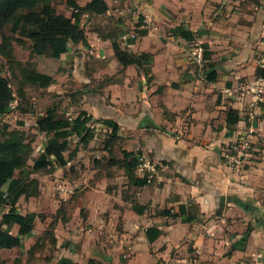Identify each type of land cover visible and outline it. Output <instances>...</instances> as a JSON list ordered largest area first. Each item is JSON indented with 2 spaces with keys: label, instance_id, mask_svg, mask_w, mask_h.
<instances>
[{
  "label": "crops",
  "instance_id": "1",
  "mask_svg": "<svg viewBox=\"0 0 264 264\" xmlns=\"http://www.w3.org/2000/svg\"><path fill=\"white\" fill-rule=\"evenodd\" d=\"M76 1L85 5L89 0ZM106 2L108 15L143 16L148 32L120 42L142 61L125 65L111 40L97 31L85 32L87 43H68L62 69L49 74L55 81L71 69L84 76L89 86L80 88L79 112L72 117L82 110L92 115L94 137L76 144L74 153L67 148V163L40 176V204L29 201L34 197L27 191L20 197L19 213L38 214L35 230L21 237V246L0 248L1 263L264 264V102L238 89L261 78L264 96V77L257 74L264 62V0ZM96 15L105 14L83 18ZM184 29L209 45L216 80L206 79L208 61L201 67L189 58ZM231 108L239 120L228 126ZM105 119L119 124L114 154L105 143L97 148L95 130H112ZM243 136L251 142V155L237 167L227 153ZM123 150L148 158L153 177L135 170V178L147 179L137 184L124 168L111 164L112 158H124ZM45 200H51V208H45ZM135 204L144 210L137 211ZM181 204L197 205L198 217L185 222L160 213ZM10 207H0V221ZM53 213L56 223L50 227ZM149 227L161 230L152 241ZM2 229L18 232L17 225Z\"/></svg>",
  "mask_w": 264,
  "mask_h": 264
},
{
  "label": "trees",
  "instance_id": "2",
  "mask_svg": "<svg viewBox=\"0 0 264 264\" xmlns=\"http://www.w3.org/2000/svg\"><path fill=\"white\" fill-rule=\"evenodd\" d=\"M45 0H0V33L2 34L3 45L9 46V37L3 28L5 25L13 19L12 30L17 31L19 29L28 31V35L34 39L37 43L43 42L48 48H50V55L47 56L57 70H61L60 58L63 53L68 51L69 42H84L86 43V31L81 24L84 14H106L109 6L106 0H89L85 5L79 4L76 0H67L68 4L73 7L72 16L68 17L62 13H58L49 3L45 4L42 10L38 13L23 14L21 11L24 9H31L36 7L40 2ZM21 12V13H20ZM143 16L140 15V24L142 26ZM27 25H26V24ZM115 32V31H114ZM140 35L146 34L148 31L145 28H141ZM181 35L188 40H194L195 37L192 32L184 29L181 31ZM103 38H109L112 42V46L118 58L125 65L130 63L140 64L142 58H138L136 54H130L128 51L122 48L119 38L113 34L104 33L101 35ZM122 38V36H120ZM205 48V74L206 79L214 81L217 78V71L215 65L211 62L212 53L207 43H203ZM258 76L264 77V65L258 69ZM25 75L29 79H39L44 85H49L54 82L55 79L52 75L37 71L34 67H27L25 69ZM13 92L7 86L0 81V116L6 114L11 109L13 101ZM93 120V116L89 115L87 111L82 110L73 119L60 117L55 108L49 110L38 121V129L49 135L47 146L43 152L34 160V169L42 170L46 173L55 172L59 166H63L67 163L66 155L64 151L68 147V137L71 133H75L81 136V141L85 144L91 138L94 137V131L89 123ZM239 120L238 112L231 108L227 112V125L231 126L237 123ZM104 122L111 126V136L106 140L105 148H107L111 154H114L113 144L118 139L119 124L112 119H105ZM60 137H63L60 140ZM10 144V140H5ZM13 152L0 157V207L9 204L11 207L9 211L4 212L0 221V248H11L14 246H21V237L27 233L35 230V220L38 216L36 212H28L27 214L19 213L16 205L20 197L26 192L30 174H21L22 170L26 167V162L23 157L18 153V144H11ZM124 158L117 160L111 159V164L119 165L124 168L130 179L139 184L146 183L147 179H137L134 176L141 152L123 150ZM21 172L19 176H15L16 170ZM134 208L141 212L144 210V206L135 204ZM198 206L193 205L188 208L186 205L181 204L178 210L172 212L170 209L161 210V214L171 215L174 218H179L181 221L191 222L195 220L198 215ZM7 224L9 226L18 227L17 235L10 233L2 229V225ZM51 227V224H50ZM49 233L48 230L46 234ZM51 233V232H50ZM49 233V234H50ZM148 238L152 241L161 234V230L156 227H149L146 230ZM248 235H244L242 240L246 241ZM1 259V258H0ZM1 264V261H0ZM57 264H68L64 261H59Z\"/></svg>",
  "mask_w": 264,
  "mask_h": 264
},
{
  "label": "rangeland",
  "instance_id": "3",
  "mask_svg": "<svg viewBox=\"0 0 264 264\" xmlns=\"http://www.w3.org/2000/svg\"><path fill=\"white\" fill-rule=\"evenodd\" d=\"M47 3L58 13H62L68 17L72 16L74 9L68 4L67 0L41 1L36 7L24 9L21 12L23 14L38 13ZM13 22L14 20L11 19L3 28V32L9 37V49L8 46L3 45L2 34L0 33V81L3 84H7L12 90L14 96L12 103L15 104L14 108H11L6 114L0 116V157L13 152L14 147L11 145L12 143L18 144V153L24 158L26 167L21 171L22 173L19 169L16 170V173L24 175L26 173L29 174V171L32 173L39 172L36 175L38 178H32V173L30 174L31 181H29L26 191L28 197L30 195L34 197L29 201L39 202L40 204L43 189L39 183L41 181L40 176L44 174V171L34 169V160L43 152L42 149L46 148L49 135L38 129V121L53 108L57 110L60 117L68 118L69 116H74L76 112H79L75 108V105L80 102L79 96L83 92L80 88L88 87L89 83H85L84 76L80 79L78 75L72 72V69L69 73H66L64 78L60 80L57 78L55 82H51L49 85H44L37 78L29 79L25 75V69L29 66L36 68L40 72L53 73V76L59 71L47 59V56L50 55V48L43 42L37 43L28 35V31L26 30L19 29L13 31ZM150 22L152 23V21ZM81 24L85 31H97L100 35L104 33L113 34V36L116 35L119 38L120 42L123 41L120 38L123 34L135 31L138 35V31L143 28L139 26L140 19L133 17L132 14L124 17L108 14L102 16L96 15L94 17L86 16L81 21ZM142 24L146 23L142 22ZM75 45L77 44L72 43V46ZM138 58L143 57L142 55H138ZM88 67L89 64H87ZM70 68H73L72 65H70ZM95 131L98 136L97 142L101 143L97 148H101V145L106 143V140L111 136V132L108 131L106 133L104 129ZM62 138L60 137V140ZM5 140H10L11 143L7 142L5 144ZM68 140H71L70 146L68 144L67 147L69 148L68 152L74 153L76 144L82 143L81 136L71 133ZM113 152L116 151L114 150ZM54 195L55 192L54 194L52 193V198ZM51 204V200H45L44 202L45 208L46 206L51 208ZM62 210L64 211L63 205L58 209V214L61 215ZM55 223L56 218L54 214L51 226L54 227ZM47 230L49 233H52V229ZM49 233L46 235L50 236Z\"/></svg>",
  "mask_w": 264,
  "mask_h": 264
},
{
  "label": "built area",
  "instance_id": "4",
  "mask_svg": "<svg viewBox=\"0 0 264 264\" xmlns=\"http://www.w3.org/2000/svg\"><path fill=\"white\" fill-rule=\"evenodd\" d=\"M137 34L135 31H131L130 33H125L122 35L123 40H127L129 38H136ZM187 50L189 54V58L193 60L195 63L199 64L201 67L204 66L205 63V48L202 43L196 41V40H190L187 42ZM264 65V62L263 64ZM261 78L249 81L246 83H243L238 89H241L242 91H250L253 94V98L255 101H263L264 102V96L262 94L261 88H259V81ZM224 92L231 93L230 88H225ZM15 104L12 103L11 108H14ZM69 119H73L74 117L69 116ZM44 148L42 149V151ZM251 142L246 137L243 136L237 141H235L232 145L228 148L227 153V159L237 167H242L245 165V163L248 162V158L250 157L251 153ZM136 172L141 175L145 176L148 180H150L153 177V174L155 173V167L152 164V162L144 157L140 156L138 166L136 168Z\"/></svg>",
  "mask_w": 264,
  "mask_h": 264
},
{
  "label": "water",
  "instance_id": "5",
  "mask_svg": "<svg viewBox=\"0 0 264 264\" xmlns=\"http://www.w3.org/2000/svg\"><path fill=\"white\" fill-rule=\"evenodd\" d=\"M145 123H146L147 126H152L153 125L152 121H150V119H147Z\"/></svg>",
  "mask_w": 264,
  "mask_h": 264
}]
</instances>
